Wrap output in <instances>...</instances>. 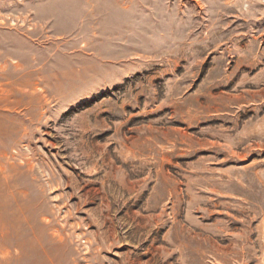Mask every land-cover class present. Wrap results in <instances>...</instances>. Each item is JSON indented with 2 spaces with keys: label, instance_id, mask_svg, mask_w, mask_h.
I'll list each match as a JSON object with an SVG mask.
<instances>
[{
  "label": "rangeland",
  "instance_id": "374dc122",
  "mask_svg": "<svg viewBox=\"0 0 264 264\" xmlns=\"http://www.w3.org/2000/svg\"><path fill=\"white\" fill-rule=\"evenodd\" d=\"M0 264H264V0H0Z\"/></svg>",
  "mask_w": 264,
  "mask_h": 264
}]
</instances>
